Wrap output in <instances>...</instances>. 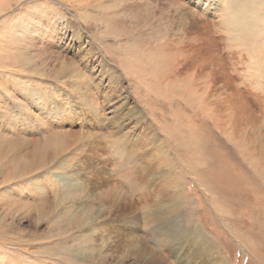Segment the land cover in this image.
<instances>
[{
    "label": "rangeland",
    "instance_id": "obj_1",
    "mask_svg": "<svg viewBox=\"0 0 264 264\" xmlns=\"http://www.w3.org/2000/svg\"><path fill=\"white\" fill-rule=\"evenodd\" d=\"M14 1L0 264H264V31L235 41L233 0ZM190 29L179 71L166 47Z\"/></svg>",
    "mask_w": 264,
    "mask_h": 264
},
{
    "label": "bare ground",
    "instance_id": "obj_2",
    "mask_svg": "<svg viewBox=\"0 0 264 264\" xmlns=\"http://www.w3.org/2000/svg\"><path fill=\"white\" fill-rule=\"evenodd\" d=\"M18 1L19 0H16V2L15 1L14 2L17 3ZM65 1L69 3V0H65ZM200 1H202V0H200ZM11 3H9L8 5H12ZM43 5H46V4L43 3V4H36V5H32V6H27V7H25V9L29 10L31 8H34L35 6H39V7L41 6L43 8ZM47 6H48V9L54 11L53 17L57 16L58 18L61 17L63 19L67 17L65 14H63V13L61 14V12L57 8L50 6V5H47ZM223 10H224L223 15L225 17V21L223 23H225V25L227 27V28H225V27L224 28H225V30L228 29V31H229L228 33H230V32L233 33V36H235V38L232 37V39L234 38L235 41L237 39L242 41L243 45L248 47L251 54L253 52H256L257 50H261L262 44H261V42H258L257 39L259 36H261L262 32L264 31V0H233L231 2L230 6H225ZM3 12H5V11H0V14H2ZM55 20H57V19H55ZM55 20H54V22H55ZM191 20L193 21L192 18H188L186 21L189 22ZM182 22H184V21H182ZM70 23H71V21H70ZM194 24H195V22H194ZM67 26L69 27V23L67 24ZM195 26H197V25H195ZM190 31H192V30L191 29L186 30L183 33L182 37L177 38V40L173 41V43H171L170 46L166 47V48H169V49H167L169 51L168 53H170V54L172 53V56H173V58H169L171 61V65L174 66V69L179 68V71L184 70L186 60H187L186 59L187 54L190 55L191 53L192 54L195 53V49L197 46L196 45V39L193 38L192 36H189L192 34ZM78 33L79 32H77V34ZM88 46L89 45H87L86 48ZM204 51L206 53L208 52L206 47L204 48ZM260 66H261V64H257L255 67L259 68ZM133 71H135V70H133ZM137 71H136V73H137ZM141 71H143V70H141ZM163 71H164L163 67H158L156 73L161 74V75L166 74V76H171L169 71H166V72H163ZM140 73H142V72H140ZM135 75H137V74H135ZM141 78H142V76H141ZM206 78H207V76L205 75V76L201 77L200 80L204 79L203 80V83H204ZM185 79H188V78L181 79L182 81H184V82H181V84L184 85ZM194 81L191 79L186 81V83L190 85L189 88H193V86L195 87ZM196 81H197V78H196ZM202 85L203 84L200 83V85H199L200 88ZM206 87H208V86H206ZM42 111H43V109H42ZM51 145L52 144L49 145L50 148L52 147ZM0 234H1V231H0Z\"/></svg>",
    "mask_w": 264,
    "mask_h": 264
}]
</instances>
